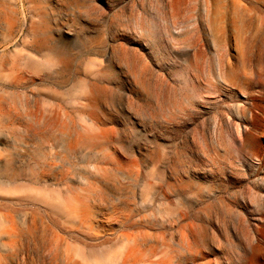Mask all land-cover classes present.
<instances>
[{"label": "rangeland", "instance_id": "obj_1", "mask_svg": "<svg viewBox=\"0 0 264 264\" xmlns=\"http://www.w3.org/2000/svg\"><path fill=\"white\" fill-rule=\"evenodd\" d=\"M45 5L38 40L49 56L60 62L90 56L106 86L96 110L112 134L108 151L119 154L122 166L109 173L98 205L126 210L128 204L146 218L125 231L133 236L128 245L137 242L147 253L158 245L159 257L187 264L192 257L197 264H250L252 247L264 250V0ZM252 98L262 111L253 121L241 112ZM0 130L11 142H0L10 172L38 144L24 126L0 120ZM147 162L156 165L157 201L137 202L132 180L121 178ZM168 198L173 203L165 207ZM28 246L32 259L19 254L20 264L39 259Z\"/></svg>", "mask_w": 264, "mask_h": 264}, {"label": "bare ground", "instance_id": "obj_2", "mask_svg": "<svg viewBox=\"0 0 264 264\" xmlns=\"http://www.w3.org/2000/svg\"><path fill=\"white\" fill-rule=\"evenodd\" d=\"M45 3L0 0V120L24 126L38 144L33 154H21L10 172L0 152V264H20L19 254L32 259L29 243L39 256L32 264H187L179 257H159L164 251L158 245L148 253L137 242L128 245L133 236L125 231L146 222L138 208L98 205L111 184L109 173H119L122 166L119 154L108 151L112 134L100 124L96 110L106 86L96 77L90 56L61 61L64 66L49 56L38 40L46 23ZM10 45L3 54L2 48ZM256 110L262 112L252 98L241 112H249L253 121ZM0 142L11 144L1 130ZM155 167L147 162L135 176H122V182L132 180L137 202L157 201ZM172 201L166 199L165 207ZM263 254L254 245L248 261L264 264ZM196 262L190 258V264Z\"/></svg>", "mask_w": 264, "mask_h": 264}]
</instances>
